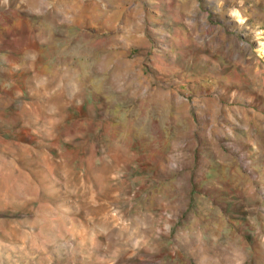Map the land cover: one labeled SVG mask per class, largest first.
Segmentation results:
<instances>
[{"label": "rangeland", "instance_id": "1", "mask_svg": "<svg viewBox=\"0 0 264 264\" xmlns=\"http://www.w3.org/2000/svg\"><path fill=\"white\" fill-rule=\"evenodd\" d=\"M263 42L264 0H0V264H264Z\"/></svg>", "mask_w": 264, "mask_h": 264}, {"label": "bare ground", "instance_id": "2", "mask_svg": "<svg viewBox=\"0 0 264 264\" xmlns=\"http://www.w3.org/2000/svg\"><path fill=\"white\" fill-rule=\"evenodd\" d=\"M262 53L264 54V42L260 45ZM209 261V260H208ZM208 264V263H207Z\"/></svg>", "mask_w": 264, "mask_h": 264}]
</instances>
